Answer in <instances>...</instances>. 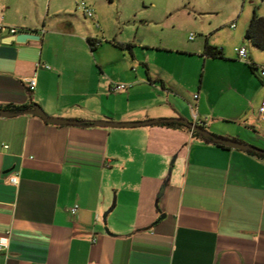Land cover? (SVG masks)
Instances as JSON below:
<instances>
[{"label": "crops", "instance_id": "obj_1", "mask_svg": "<svg viewBox=\"0 0 264 264\" xmlns=\"http://www.w3.org/2000/svg\"><path fill=\"white\" fill-rule=\"evenodd\" d=\"M39 3L0 0V22L40 35L19 43L0 31V108L35 103L50 116L81 122H194L193 107L211 134L251 145L260 134L255 125L263 123L254 115L264 94L251 113L240 111L249 140L214 130L209 118H226L213 116L203 77L192 88L189 113L178 84L152 72L133 42L115 38L104 47L63 8L50 14V0L44 17L30 19ZM238 18L204 27L200 39L188 35L176 52L199 58L206 44L221 47L224 58L201 56L203 74L219 63L244 67L211 37L227 32L248 56L236 35ZM34 73L36 87L29 90L24 79ZM116 83L128 86L115 91ZM10 112L0 115V264H264L263 158L206 143L186 128L53 124ZM13 173L16 183L7 180Z\"/></svg>", "mask_w": 264, "mask_h": 264}, {"label": "rangeland", "instance_id": "obj_2", "mask_svg": "<svg viewBox=\"0 0 264 264\" xmlns=\"http://www.w3.org/2000/svg\"><path fill=\"white\" fill-rule=\"evenodd\" d=\"M39 1V8L33 6L30 19L38 18L40 14L45 16V0ZM81 1L93 9V18L85 17L77 9L76 3ZM57 8H63L73 22L83 27L79 30L86 26L104 47L115 38L133 42L137 54L148 63L152 72L160 71L178 84V94L189 113L192 88H197L203 77V82L211 90L216 112L213 116L226 118L223 121L209 118L211 128L235 134L240 132L241 138L249 140L240 111L247 109L251 113L253 105L264 94V77L259 75V71L252 74L245 64L243 67L232 62L215 64L210 69L207 67L203 74L201 56L195 58L179 54L175 48L186 45L191 32L196 35L194 39H200L204 34L200 30L204 27L223 25L229 20V15H239L236 35L245 41L248 57L264 67V48L251 46L240 32L242 22L249 19L254 11L264 15V0H50V14ZM211 37L223 44L220 46L225 53L230 48L234 51L235 38L227 32H214ZM239 60L244 63V60ZM254 116L257 120L256 112ZM255 127L260 134L251 139L252 145L264 150V123ZM105 213H102V219Z\"/></svg>", "mask_w": 264, "mask_h": 264}, {"label": "water", "instance_id": "obj_3", "mask_svg": "<svg viewBox=\"0 0 264 264\" xmlns=\"http://www.w3.org/2000/svg\"><path fill=\"white\" fill-rule=\"evenodd\" d=\"M39 39H40V35H38L37 33L27 31V30H23V31L17 33L15 36H12L10 41L14 40V41L19 42V43H24L27 40H39ZM24 113H31V114L38 115L43 120H45L46 122L53 123V124H82L81 121L62 119L59 117L50 116V115L46 114L38 104H34L31 109L24 111ZM11 114L12 113L8 109L0 108V115L8 116ZM160 122L182 123L186 127H188L190 130L196 131V132L200 133L202 136L207 137V138H211L212 140L217 141L219 143H222L224 145H227L230 148L264 152V150L261 148H258L254 145H251V144L243 143V142L235 140L231 137H214L208 130H206L205 128H203L199 124L191 122L188 119L183 118V117L154 118V119H147V120H143V121H124V122L111 121V120H105L104 119V120L91 121L90 125H92V126H106V127H132V126H140V125H150V124H155V123H160ZM174 159H175V157H173L170 161L168 174H170V172L172 170ZM164 185L165 184L163 183V185L160 187V190H159L157 196H160L162 194ZM103 216L105 218L106 213Z\"/></svg>", "mask_w": 264, "mask_h": 264}, {"label": "trees", "instance_id": "obj_4", "mask_svg": "<svg viewBox=\"0 0 264 264\" xmlns=\"http://www.w3.org/2000/svg\"><path fill=\"white\" fill-rule=\"evenodd\" d=\"M244 38L252 46L257 47V48H264V15H259L255 11L252 13L250 20L248 22V25H247L245 32H244ZM87 41H88V44L90 45V47L93 49V47L95 45V41L90 39V38H88ZM123 45L127 48L130 47L129 43H125ZM200 55L203 57L224 58L222 48L212 46L210 44L205 45L204 50ZM244 63H246V65L248 66V68L250 69V71L254 75H255V71H257V72L259 71L260 65H257L255 62H253V60H251V58H249L248 56H247V60H245ZM34 104L35 103H33L31 106H27L24 104H20V105L9 104V105H6V109L18 114V113H22L24 111L31 109ZM90 123L91 122H89V121H85V122H82V125L91 126ZM157 124L162 125V126H167V127H173V128H186L187 130L191 131L192 136L199 137L206 143H212L218 147H223V148L226 147L222 143L214 141L211 138L204 137L196 131L190 130L188 127H186L182 123L160 122ZM200 126H202V125H200ZM212 135L214 137H220V136H216L214 134H212ZM233 139L237 140L236 138H233ZM246 151L252 155H255V156H258V157L264 159V152H257L254 150H246Z\"/></svg>", "mask_w": 264, "mask_h": 264}, {"label": "built area", "instance_id": "obj_5", "mask_svg": "<svg viewBox=\"0 0 264 264\" xmlns=\"http://www.w3.org/2000/svg\"><path fill=\"white\" fill-rule=\"evenodd\" d=\"M76 7L78 10H80L82 12V14L85 17H88V18L94 17L93 9L90 8L86 2H83V1L77 2ZM234 25H235L234 23H231L230 26L234 27ZM0 31L7 33L11 36H15L17 33L21 32L23 30L16 27V26L7 25V24L0 22ZM194 37H195V33L191 32L189 34V39L192 40V39H194ZM234 51L237 53L239 59L244 60V61L247 60V51H246V48L244 46H237L234 48ZM45 67L49 68L48 65H45ZM259 74H260V76L264 77V67L263 66H260ZM24 82L26 84V87L29 90H33L36 87V75H35V73L29 77H26L24 79ZM127 86L128 85H126L124 83H116V84H113L112 89L115 91H119V90L125 89ZM191 114H192V117L194 119V123L199 124V125L202 124L201 120L198 119L196 110L193 107H191ZM256 115H257V120L261 123H264V98L261 100V102L257 108ZM7 180L11 183H16L17 174L16 173L10 174L7 177ZM77 208H78L77 205H74L69 210L72 214H75L77 211ZM3 240L4 239L2 238L0 241V245H3L5 243Z\"/></svg>", "mask_w": 264, "mask_h": 264}]
</instances>
